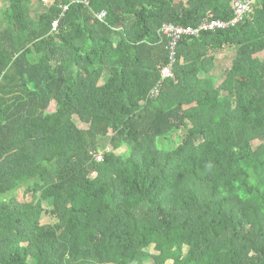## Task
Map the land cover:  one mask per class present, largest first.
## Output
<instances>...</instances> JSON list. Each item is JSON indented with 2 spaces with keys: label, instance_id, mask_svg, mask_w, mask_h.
Wrapping results in <instances>:
<instances>
[{
  "label": "trees",
  "instance_id": "1",
  "mask_svg": "<svg viewBox=\"0 0 264 264\" xmlns=\"http://www.w3.org/2000/svg\"><path fill=\"white\" fill-rule=\"evenodd\" d=\"M231 2L9 0L0 264H264V0L184 36L175 77L151 93L169 62L162 25L232 20Z\"/></svg>",
  "mask_w": 264,
  "mask_h": 264
},
{
  "label": "built area",
  "instance_id": "2",
  "mask_svg": "<svg viewBox=\"0 0 264 264\" xmlns=\"http://www.w3.org/2000/svg\"><path fill=\"white\" fill-rule=\"evenodd\" d=\"M255 0H232L231 4L234 10V18L232 20L217 19L212 16H207L204 20L197 26H185L181 24H176L173 22H165L160 32L168 40V50H169V62L163 65L160 69L159 80L156 85L152 88L151 93L153 95H158L160 93V88L163 86L165 80L170 77H175V63H177V48L180 40L184 36H198L203 30H215L217 28H226L231 24L234 25L242 20L245 15L251 13L254 8ZM68 5H65V10L68 9ZM106 15V12H102L98 17L102 18ZM58 21L54 22V26L57 27Z\"/></svg>",
  "mask_w": 264,
  "mask_h": 264
},
{
  "label": "rangeland",
  "instance_id": "3",
  "mask_svg": "<svg viewBox=\"0 0 264 264\" xmlns=\"http://www.w3.org/2000/svg\"><path fill=\"white\" fill-rule=\"evenodd\" d=\"M42 1H43V4H49L51 2H54L55 0H42ZM8 5H9V0H1L0 1V14H1V11L4 10ZM1 21H2V18L0 16V25H1ZM234 56H235V51L233 49H230V48H226L225 50H223L219 53H216V62L218 64L216 69H217V72L222 71L220 74L221 76L219 77L220 80H218V82H220L221 79L224 78V74H225L226 70H228L232 66ZM263 61H264V51L257 54L252 62H253L254 67L256 68ZM55 109H56V104H55V102H53L51 104L49 110L54 111ZM76 121L80 127H82V128L88 127V124L84 121L79 120V118H76ZM162 142L163 143L159 142L161 147H163V148L171 147L170 146L171 143H170L169 139H164ZM259 143H260L259 140L254 141V145L256 147L259 145ZM106 149H107V151H109L111 149V146L108 144V147ZM125 151H126V146L121 147V148L116 150L117 153H123ZM103 154H104V151L101 150L98 152V154L95 157L99 161H101V160H103ZM96 174H97L96 172H93L92 176H94ZM22 194H23V191H20V195H22ZM43 221L46 223H52V222L56 221V219L51 214L45 213Z\"/></svg>",
  "mask_w": 264,
  "mask_h": 264
}]
</instances>
